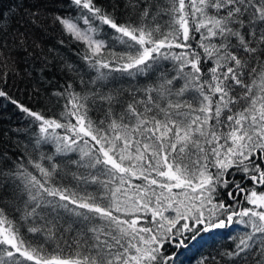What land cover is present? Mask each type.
I'll return each mask as SVG.
<instances>
[{"label":"snow or ice","instance_id":"obj_1","mask_svg":"<svg viewBox=\"0 0 264 264\" xmlns=\"http://www.w3.org/2000/svg\"><path fill=\"white\" fill-rule=\"evenodd\" d=\"M59 2L0 0V264H176L225 229L196 264H264V0Z\"/></svg>","mask_w":264,"mask_h":264},{"label":"trees","instance_id":"obj_2","mask_svg":"<svg viewBox=\"0 0 264 264\" xmlns=\"http://www.w3.org/2000/svg\"><path fill=\"white\" fill-rule=\"evenodd\" d=\"M101 3H107V0H100ZM9 0H4V6L7 7ZM48 6L53 10V12H69L74 14V9L65 8L59 0H47ZM82 25V22H81ZM50 31L46 34L44 42L46 46L60 49L61 54H65L72 60L78 61L77 49L81 48L82 45L74 42L69 36L64 35L58 25L50 26ZM110 31V30H109ZM63 40L61 44L60 41ZM59 73H57L58 75ZM23 87V85H21ZM9 91L21 102L30 107H37V100L31 97L26 92L16 91L15 88H9ZM8 111L5 113V119L12 118L11 124L16 125L22 123L18 119L21 115L19 114L13 106H8ZM8 125L6 124L5 127ZM229 229L218 230L207 234H202V236L193 243L187 249H180L179 256L176 264H196L197 259L201 256H207L212 253L215 254L216 251L225 249L231 246L229 240L225 237L227 236Z\"/></svg>","mask_w":264,"mask_h":264}]
</instances>
